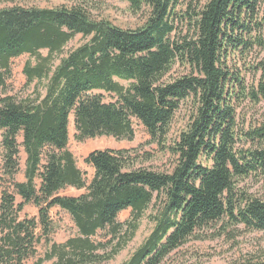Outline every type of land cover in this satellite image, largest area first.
Wrapping results in <instances>:
<instances>
[{
  "label": "trees",
  "instance_id": "1",
  "mask_svg": "<svg viewBox=\"0 0 264 264\" xmlns=\"http://www.w3.org/2000/svg\"><path fill=\"white\" fill-rule=\"evenodd\" d=\"M123 1L142 13L141 27L95 20L82 7L0 9V91L6 92L12 61L25 55L28 82L43 84L31 97L0 98V264L110 262L135 238L149 210L153 229L123 264H162L221 221L264 231V201L238 187L264 176V125L243 133L237 118L244 102L264 101V79L249 84L244 75L264 74V61L246 63L264 51V0H200L180 18L179 0ZM178 20L187 33L174 40ZM77 36L84 44L65 53ZM177 64L187 72L171 77ZM187 102V123L168 148L175 158L170 172L140 166L127 150H97L85 160L94 168L87 183L68 149L71 117L79 142L132 141L137 121L165 146ZM243 140L257 146L245 148ZM21 148L25 180L18 182ZM68 188L86 192L62 196ZM28 205L37 217L22 216ZM54 208L77 230L61 244L50 239ZM128 210L131 220L119 223ZM43 243L49 248L41 257Z\"/></svg>",
  "mask_w": 264,
  "mask_h": 264
},
{
  "label": "rangeland",
  "instance_id": "2",
  "mask_svg": "<svg viewBox=\"0 0 264 264\" xmlns=\"http://www.w3.org/2000/svg\"><path fill=\"white\" fill-rule=\"evenodd\" d=\"M200 0H179L177 7L179 18L186 14L188 7H197ZM24 8H58V7H82L87 9L91 17L95 20H108L116 26L124 29H135L141 27L144 23L142 13H134L129 3L123 0H0V9L10 7ZM177 31L172 35L177 40V34L187 33L186 24L180 20L176 24ZM82 36H77L71 41L65 49V53L84 44ZM46 56V53H44ZM30 61L28 56H22L12 61V76L8 81L6 92L0 91V98L7 93L17 99H24L34 95L35 91L43 92V84L35 81L29 83L24 73L26 63ZM264 61V51H257L251 54L247 65L251 62L256 65ZM33 64L35 62L33 61ZM238 67L242 63L238 62ZM187 72L179 64L173 67L170 72L171 77H178ZM246 82L251 84L264 79L262 72L244 71ZM123 84H126L125 82ZM110 97L106 96L109 101ZM191 103H185L181 110L177 112L171 124L170 134L165 146L155 144L148 135L144 127L137 121H134L135 137L132 141L118 140L113 137H100L96 139L79 142L76 140L73 117L69 124V143L68 149L72 152L77 162V166L84 174L87 183H90L94 176V168L86 163V158L97 150H127L131 153L133 159L140 166L154 169L159 172H170L173 168L175 158L169 153L168 148L178 133L187 123V115ZM237 118L243 133L251 129H256L264 125V101L259 104H253L249 101L244 102L237 108ZM244 139V138H243ZM21 138L19 142H21ZM1 142V137H0ZM241 145L245 148L256 147L255 142L243 140ZM25 171V153L23 148L20 150V173L17 181H24ZM2 175V150L0 147V176ZM242 192L247 193L257 199L264 201V176H251L241 180L238 185ZM8 189V188H7ZM3 188H0V197ZM13 192V189H9ZM86 192L85 189L77 190L68 188L61 192L62 196L79 197ZM149 210L140 220V227L135 238L128 244L114 260L104 264H123L133 252L147 239L153 229V224L149 221ZM22 216L37 217L38 210L33 205H28ZM50 216L55 225V232L51 235V240L57 244L66 242L69 238L77 236V230L71 220V217L59 208H54ZM131 211H124L119 214L118 222L124 224L131 220ZM103 236L100 234L98 239ZM49 247L44 243L38 247L39 256L43 257ZM264 259V231H254L247 229L243 225L232 226L226 221L214 224L204 231L197 233L189 241L168 256L162 264H243L248 261H258ZM49 264V263H48Z\"/></svg>",
  "mask_w": 264,
  "mask_h": 264
}]
</instances>
